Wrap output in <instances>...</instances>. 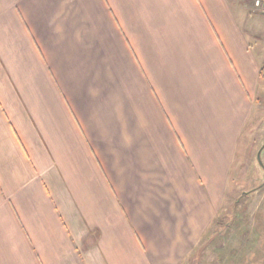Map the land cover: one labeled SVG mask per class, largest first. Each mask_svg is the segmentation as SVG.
I'll return each instance as SVG.
<instances>
[{
    "label": "crops",
    "instance_id": "0c3cea01",
    "mask_svg": "<svg viewBox=\"0 0 264 264\" xmlns=\"http://www.w3.org/2000/svg\"><path fill=\"white\" fill-rule=\"evenodd\" d=\"M245 4L0 0V264H193L263 86Z\"/></svg>",
    "mask_w": 264,
    "mask_h": 264
},
{
    "label": "rangeland",
    "instance_id": "374dc122",
    "mask_svg": "<svg viewBox=\"0 0 264 264\" xmlns=\"http://www.w3.org/2000/svg\"><path fill=\"white\" fill-rule=\"evenodd\" d=\"M246 3L254 22L251 46L264 65V13L253 10V0ZM262 85L242 145L246 158L239 162V175L232 183L235 191L192 254L193 264H264V147L260 161L257 158L264 144V81Z\"/></svg>",
    "mask_w": 264,
    "mask_h": 264
},
{
    "label": "built area",
    "instance_id": "2783aa9c",
    "mask_svg": "<svg viewBox=\"0 0 264 264\" xmlns=\"http://www.w3.org/2000/svg\"><path fill=\"white\" fill-rule=\"evenodd\" d=\"M253 10L264 13V0H253Z\"/></svg>",
    "mask_w": 264,
    "mask_h": 264
},
{
    "label": "trees",
    "instance_id": "16d2710c",
    "mask_svg": "<svg viewBox=\"0 0 264 264\" xmlns=\"http://www.w3.org/2000/svg\"><path fill=\"white\" fill-rule=\"evenodd\" d=\"M260 76L264 80V67H262L260 70Z\"/></svg>",
    "mask_w": 264,
    "mask_h": 264
},
{
    "label": "water",
    "instance_id": "95a60500",
    "mask_svg": "<svg viewBox=\"0 0 264 264\" xmlns=\"http://www.w3.org/2000/svg\"><path fill=\"white\" fill-rule=\"evenodd\" d=\"M263 147H264V145L260 148V150H261ZM260 150H259L258 153H257V158H258L259 161H260ZM261 164H262V161H261Z\"/></svg>",
    "mask_w": 264,
    "mask_h": 264
},
{
    "label": "flooded vegetation",
    "instance_id": "af4514ba",
    "mask_svg": "<svg viewBox=\"0 0 264 264\" xmlns=\"http://www.w3.org/2000/svg\"><path fill=\"white\" fill-rule=\"evenodd\" d=\"M263 145H264V144H263ZM263 145H262V146H263Z\"/></svg>",
    "mask_w": 264,
    "mask_h": 264
}]
</instances>
